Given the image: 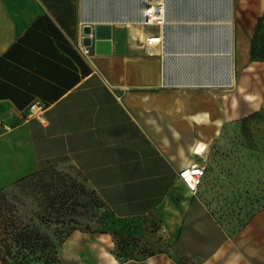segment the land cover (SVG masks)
Masks as SVG:
<instances>
[{
    "label": "crops",
    "instance_id": "1",
    "mask_svg": "<svg viewBox=\"0 0 264 264\" xmlns=\"http://www.w3.org/2000/svg\"><path fill=\"white\" fill-rule=\"evenodd\" d=\"M154 7L165 20L146 25ZM185 8L231 13L229 39L223 22L168 18ZM263 17L264 0H0V193L66 159L134 223L135 256L119 261L101 237L75 232L62 264H264V200L209 197L216 165L196 194L179 177L218 157L227 126L264 109L253 53ZM98 25L111 26L109 42H96ZM260 157L247 168L264 189Z\"/></svg>",
    "mask_w": 264,
    "mask_h": 264
},
{
    "label": "rangeland",
    "instance_id": "2",
    "mask_svg": "<svg viewBox=\"0 0 264 264\" xmlns=\"http://www.w3.org/2000/svg\"><path fill=\"white\" fill-rule=\"evenodd\" d=\"M227 16L231 15L208 11L192 12L185 8L169 14L168 18L189 25H211L222 23ZM192 31L193 29L189 30L190 34ZM204 32V36H211L207 31ZM255 44L254 58H263L264 17L260 21ZM240 80L237 79L238 85ZM227 81L228 79L222 86H227ZM224 133L227 137L216 150L218 157L212 162L199 163L205 167L206 174L213 165L221 171L220 174L210 175L209 179L213 177L215 181H212V185L208 184L211 187L208 196L247 199L252 201V206H255L253 203L260 205V199L264 200V189H260V175L255 178L247 164L257 161L259 168L262 153L264 161V109L239 118L227 126ZM240 203L235 206L237 210L243 208ZM133 224L126 225L118 221L99 194L66 159L51 163L34 177L0 193V241L7 239L8 235L14 237L29 230L55 244L60 264L62 250L75 232L101 237L108 246L110 255L119 261L135 256L134 241L129 240L127 235L132 233Z\"/></svg>",
    "mask_w": 264,
    "mask_h": 264
},
{
    "label": "trees",
    "instance_id": "3",
    "mask_svg": "<svg viewBox=\"0 0 264 264\" xmlns=\"http://www.w3.org/2000/svg\"><path fill=\"white\" fill-rule=\"evenodd\" d=\"M256 60L263 61L264 57ZM35 175L37 174L26 177L20 182ZM8 236L7 239L0 241V264H60L57 247L50 239L29 230L14 237Z\"/></svg>",
    "mask_w": 264,
    "mask_h": 264
},
{
    "label": "built area",
    "instance_id": "4",
    "mask_svg": "<svg viewBox=\"0 0 264 264\" xmlns=\"http://www.w3.org/2000/svg\"><path fill=\"white\" fill-rule=\"evenodd\" d=\"M165 20V13L162 8H153L144 14V23L146 25L162 24ZM161 37H150L147 40V44L152 46L159 44ZM31 112L34 114L35 110L32 107ZM206 175V169L204 166L196 164L185 168L180 172L179 177L181 181L188 187V189L196 194L199 186L202 183Z\"/></svg>",
    "mask_w": 264,
    "mask_h": 264
},
{
    "label": "water",
    "instance_id": "5",
    "mask_svg": "<svg viewBox=\"0 0 264 264\" xmlns=\"http://www.w3.org/2000/svg\"><path fill=\"white\" fill-rule=\"evenodd\" d=\"M84 33L85 35H90L91 28L89 26L85 27ZM94 34L96 42H109L112 37V28L109 25H98L95 28ZM84 44L86 46H90L92 44V40L87 37L84 39Z\"/></svg>",
    "mask_w": 264,
    "mask_h": 264
},
{
    "label": "bare ground",
    "instance_id": "6",
    "mask_svg": "<svg viewBox=\"0 0 264 264\" xmlns=\"http://www.w3.org/2000/svg\"><path fill=\"white\" fill-rule=\"evenodd\" d=\"M155 8V7H154ZM164 10V9H163ZM229 15H231V13L229 14ZM228 17V16H227ZM221 23V22H220ZM224 26H225V31H226V38H228L229 39V37H230V33H231V27H232V19H231V16L230 17H228L226 20H224L223 21V23H222ZM220 25V24H219ZM222 26V25H221ZM221 28V27H220ZM232 34V33H231ZM232 38V37H231ZM229 43V42H228ZM230 47L231 46H227L226 48H225V50L223 51V52H221L222 54V56H227L228 58H229V55H230V52H231V49H230ZM232 48V47H231ZM164 53V52H163ZM226 57V58H227ZM230 57H232V55L230 56ZM229 61V60H228ZM231 61H232V58H231ZM230 61V62H231ZM225 62V61H224ZM225 65V64H224ZM227 69V68H226ZM228 69H230V68H228ZM227 69V70H228ZM231 70H232V68H231ZM227 72V71H226ZM229 73V72H228ZM227 73V74H228ZM231 74V73H230ZM234 75V74H233ZM229 76H231V75H229ZM233 79H234V77H233ZM232 79V80H233ZM190 83V82H189ZM192 83V82H191ZM229 83V82H228ZM234 83V82H233ZM191 85V84H190ZM226 85V84H225ZM230 85V84H229ZM195 86V85H194Z\"/></svg>",
    "mask_w": 264,
    "mask_h": 264
}]
</instances>
